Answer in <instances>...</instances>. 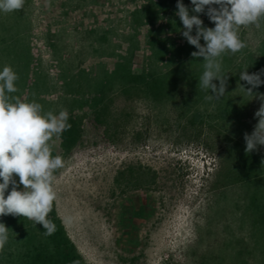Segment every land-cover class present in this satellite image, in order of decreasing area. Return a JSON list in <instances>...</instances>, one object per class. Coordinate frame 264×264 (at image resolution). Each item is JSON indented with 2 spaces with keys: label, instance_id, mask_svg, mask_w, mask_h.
Segmentation results:
<instances>
[{
  "label": "rangeland",
  "instance_id": "1",
  "mask_svg": "<svg viewBox=\"0 0 264 264\" xmlns=\"http://www.w3.org/2000/svg\"><path fill=\"white\" fill-rule=\"evenodd\" d=\"M176 4L25 0L19 11L0 12V70L9 65L19 77L12 95L84 118L71 152L60 135L50 146L65 163L54 173L56 210L87 264H264V146L247 154V169L238 153L260 101L237 87L242 70L264 69V26L241 28L248 47L222 57L227 93L209 101L199 87L204 62L191 56L197 49L181 35ZM175 61H185L186 96L149 93L145 78H166ZM104 103L129 114L118 138L93 121ZM137 198L148 199L146 218L126 240L121 207ZM12 218H0L12 231L0 264H23L24 228L40 225Z\"/></svg>",
  "mask_w": 264,
  "mask_h": 264
},
{
  "label": "clouds",
  "instance_id": "2",
  "mask_svg": "<svg viewBox=\"0 0 264 264\" xmlns=\"http://www.w3.org/2000/svg\"><path fill=\"white\" fill-rule=\"evenodd\" d=\"M24 5L25 0H0V12L19 11ZM191 5L189 8L183 0H177L175 15L183 25L180 32L197 49L191 56L204 62L199 87L210 93L206 99L220 100L227 93L229 79L222 71V57L248 47L241 38V28L264 26V0H191ZM201 14L215 26L205 27ZM247 69L239 73L244 83L237 87L260 101L254 113L257 123L250 134L244 133L245 153L250 154L264 146V93L255 91L264 85V69L251 74ZM18 79L11 66L0 70V218H26L41 224L44 235L50 236L56 229L48 219L57 199L54 173L65 166L61 156H53L50 141L70 129L69 114L67 110L45 112L35 99L26 102L12 95L18 91ZM9 230L0 222V252L9 242Z\"/></svg>",
  "mask_w": 264,
  "mask_h": 264
},
{
  "label": "trees",
  "instance_id": "3",
  "mask_svg": "<svg viewBox=\"0 0 264 264\" xmlns=\"http://www.w3.org/2000/svg\"><path fill=\"white\" fill-rule=\"evenodd\" d=\"M179 52L182 53L183 50H179ZM180 62L175 61V65L177 66L167 73L166 78L152 77L148 79L143 75L133 76V73L130 71H124L123 75H126L124 77L129 78V80L137 78V81H140L145 78L147 91L157 98L169 97L170 95L183 98L186 96V93L180 90V83L186 79V73L183 71L185 61ZM252 69L253 73L260 71V63L254 64ZM92 116L95 125L102 128L106 135L118 138L124 132L123 122L129 114L122 112L115 115L111 107L104 103L98 105L93 111ZM195 118L196 115L189 119V123L193 126H195ZM83 121L84 118L82 116H76L73 110L70 111L68 123L71 127L60 134L61 147L65 152H71L74 146L81 140L84 131ZM238 153L241 156L239 158L242 159V165L247 169L251 163L250 158L243 150ZM48 219L56 226L54 233L50 236L44 235V228L41 224L38 230L28 227L24 228L23 235L25 236L22 242L26 248V253L23 255V264H72L74 260L79 261V264H87L69 236L62 219L59 217L55 201ZM11 222L19 223L20 219L13 217Z\"/></svg>",
  "mask_w": 264,
  "mask_h": 264
},
{
  "label": "flooded vegetation",
  "instance_id": "4",
  "mask_svg": "<svg viewBox=\"0 0 264 264\" xmlns=\"http://www.w3.org/2000/svg\"><path fill=\"white\" fill-rule=\"evenodd\" d=\"M148 199H135L133 202H126L121 207L120 219L127 226L128 233L125 239H130L136 226L140 225L146 218Z\"/></svg>",
  "mask_w": 264,
  "mask_h": 264
}]
</instances>
